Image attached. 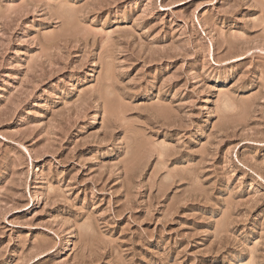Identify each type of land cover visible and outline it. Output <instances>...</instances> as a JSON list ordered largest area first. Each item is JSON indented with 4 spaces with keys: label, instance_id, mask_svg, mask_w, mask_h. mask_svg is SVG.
I'll use <instances>...</instances> for the list:
<instances>
[{
    "label": "rangeland",
    "instance_id": "obj_1",
    "mask_svg": "<svg viewBox=\"0 0 264 264\" xmlns=\"http://www.w3.org/2000/svg\"><path fill=\"white\" fill-rule=\"evenodd\" d=\"M0 264H264V0H0Z\"/></svg>",
    "mask_w": 264,
    "mask_h": 264
},
{
    "label": "bare ground",
    "instance_id": "obj_2",
    "mask_svg": "<svg viewBox=\"0 0 264 264\" xmlns=\"http://www.w3.org/2000/svg\"><path fill=\"white\" fill-rule=\"evenodd\" d=\"M69 30V29H68ZM230 105V104H229ZM229 109V108H228Z\"/></svg>",
    "mask_w": 264,
    "mask_h": 264
}]
</instances>
